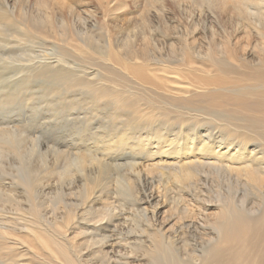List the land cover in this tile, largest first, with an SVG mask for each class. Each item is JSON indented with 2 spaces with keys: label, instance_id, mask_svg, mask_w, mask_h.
<instances>
[{
  "label": "rangeland",
  "instance_id": "rangeland-1",
  "mask_svg": "<svg viewBox=\"0 0 264 264\" xmlns=\"http://www.w3.org/2000/svg\"><path fill=\"white\" fill-rule=\"evenodd\" d=\"M78 1H82L83 8L88 9L89 12L85 10V14L83 13L88 29L86 35L83 32L79 33L82 25L79 24L77 16ZM6 2L4 9L12 14L7 20L9 24L0 28V40L3 39L7 44L3 49L6 63L0 61V127L4 126L8 129L3 132L4 136L0 134L3 139L2 145L5 146L4 148L0 146L2 152H5L0 154V173L3 171L0 174V184L3 174L4 183L6 182L2 184L3 195L0 193V219L3 217L2 222H5L6 226L4 224L3 226L7 233L3 229L5 232L0 234L4 236L5 233L8 238L6 235L5 237L0 235L3 237H0V243L3 242V246H0V264H65L61 255L57 253L55 241L63 243L69 253L78 254L76 256L79 257L80 264H138L137 262L163 264L160 261V255L164 251L161 244L158 253L147 250L150 239L146 212L144 210L142 212V208L138 209L141 212L137 210V194L134 196L130 193L132 190L131 188L129 190L126 181L129 178L134 179L139 190H143L141 179L144 171H139V163L143 160L153 163L158 161L160 156L167 157L166 154L161 151L154 155L156 148L151 147L148 148L149 151L146 150L147 152H137L138 159L134 160L132 155L129 156L131 152L128 146L118 145L116 148L117 145H114L109 149L102 147V142L99 141L100 134L108 131L116 140L122 135L124 128L134 132L137 127L147 126L146 122H149V118L140 117L134 112V108L124 106L118 113L114 110L116 97L119 102H125L128 98L133 99L131 94L134 90L147 92L151 89L139 84L123 69L112 64L107 55L111 53L114 57L127 56L137 51L153 59L152 61L157 59L175 61L181 59L186 52L188 55H194L197 60H204L207 56H217V53L227 55L226 52L221 51L228 49L234 51L241 65L247 61L246 59L259 57L260 52L264 51V48L261 49L264 43H261L256 32L250 31L247 24L239 19L234 5L227 0H60L59 2L50 0L51 3L49 0H6ZM72 3L76 11L71 8ZM20 5L23 7L21 8ZM61 5L66 9H60ZM66 6L73 11L71 14L73 17L70 16L71 12ZM64 9H68L69 14H65ZM25 16L28 17L27 20L34 18V22L29 20V23L37 25L36 27L45 33L33 31L28 27L31 26L29 23L26 24L27 27L22 25L23 29H20L18 21ZM47 17H50L54 29L48 28ZM77 24L79 25L76 27ZM53 31H56V35H53ZM64 31L78 42L77 39L83 37L87 39L92 52L84 56L73 48L70 42L68 47L62 34ZM249 32H253L251 34L253 36ZM250 36L256 50L255 53L253 52L256 57L253 55V58L243 50ZM59 54L60 57L66 54L67 58L64 55L61 59L58 57ZM99 54L102 56L104 54V61ZM44 56L50 59L49 67L46 63L48 59ZM63 59H68L69 62L67 60L65 64ZM106 66L122 76L125 84L114 82L110 84L111 78L102 70ZM55 67L58 68L57 71ZM78 67L83 69H77ZM79 71L82 73L85 71L88 76L83 77L84 74ZM174 71L166 73L176 77L186 75L185 71H180L181 74ZM88 72L92 73V78ZM94 73L97 76L93 75ZM142 102L136 107L140 110L147 109L148 104ZM155 117L152 118L155 123H161L159 126L164 124L163 117ZM128 120L131 123L127 124ZM172 124L164 133L173 134L179 128L188 127L193 131L196 130L198 135L204 136L206 129L209 128L212 137L217 136L216 121L203 124L189 120L186 124ZM184 133L186 134V131L182 134L185 135ZM77 150L87 155L89 152L90 156L99 155V161L103 160L107 164L99 163L89 157L84 165H80L78 160H73L74 156L70 155L77 153ZM105 150L108 154L101 152ZM195 166H193L195 173L192 179L183 183L174 181L171 168L163 167L162 163H158L156 169L151 172L156 189L160 188L167 196V203L161 208L160 216L169 221L166 228L169 230L168 233H172L171 237H176L174 248L180 252L185 264H194L196 262L194 256L201 259V256L207 255L208 248L215 240L212 221L220 210V204L226 205L234 199L237 203L250 208L252 205L257 206L261 198V193L250 183L225 169L214 170L212 167ZM135 170L141 173H135ZM87 183L90 189L86 186ZM92 184L95 187L94 192ZM209 203L217 206L209 207ZM132 207L137 213L131 210ZM107 209L115 213L111 216L112 211ZM254 211L258 212L257 209ZM119 217L122 222L121 225L119 224L120 227L117 226L116 230L113 227L106 229V223L110 221L108 218ZM184 221L194 222L188 225L184 224ZM133 225H136L135 229L132 228ZM119 228L125 229L127 236L121 235L124 231L119 232ZM136 235H139L141 240L135 237ZM119 236L127 238L129 244L125 242L124 248L109 245L120 240ZM99 238L104 241H99ZM51 241L53 243H50Z\"/></svg>",
  "mask_w": 264,
  "mask_h": 264
},
{
  "label": "bare ground",
  "instance_id": "bare-ground-1",
  "mask_svg": "<svg viewBox=\"0 0 264 264\" xmlns=\"http://www.w3.org/2000/svg\"><path fill=\"white\" fill-rule=\"evenodd\" d=\"M23 1H25V0H23ZM59 1L60 0H56V2H59ZM227 1L234 5L235 13L239 17V19L244 21L245 24H247V27L250 29V31L252 30V31L256 32L257 35H259L261 43H264V0H227ZM49 2H50V0H49ZM68 3L70 5V2H68ZM6 4H7L6 0H0V28L3 25L9 24L7 22V20L9 18V15L12 14L11 12H8L7 10L4 9ZM15 4H16V2H15ZM55 5H58V4L55 3ZM62 5L60 6V9L65 8ZM72 5H73V3H72ZM20 7H21V5H20ZM47 7H49V6H47ZM66 7L68 8L69 6H66ZM76 7H77V12H79L78 13L79 15L77 14L79 21H80L79 24L82 25V28L80 29L79 33L82 34V32H83V34L86 35L87 30H88V29H86L87 22L84 20L85 18L83 17V13L86 9L83 8L84 4L82 1L76 2ZM71 8L76 11L74 5L71 6ZM52 9H54V6L52 7ZM68 9L70 11V8H68ZM68 9L65 10L66 11V12H64L65 14L67 13ZM20 10H22V9H20ZM87 10H86V12H87ZM70 12H71L70 16L73 17V15H71L73 11H70ZM87 13H89V12H87ZM67 14H69V12ZM27 18L28 17L25 16V17H22V19L18 21V25H19L18 27L20 29L23 26L27 27L26 24L29 23V20H30V22H32V21L34 22V20H35L34 18L27 20ZM29 18H31V17H29ZM46 19L48 21V28L54 29L53 23L50 21L51 20L50 17H47ZM29 24L31 26H28V27L30 29H32L33 31L38 30L42 34L45 33L39 27H36L37 25L34 26L31 23H29ZM79 24H77L76 27ZM52 33H53V35H56V31H53ZM62 34H64V36H65L64 40L67 41V44H66L67 46L70 42L71 46L73 48L77 49L78 51H80L82 53V55H84V56L86 55V53L92 52V50L88 46V40L85 39L84 37L77 39V40H79V42H78L75 39H73L72 37H70L68 35V32L64 31V32H62ZM249 34L251 35V34H253V32L252 33L249 32ZM46 35H48V34H46ZM251 36H253V35H251ZM251 36L249 38L247 37L248 42H246V45L244 44L245 46L243 47V50L245 51L244 53H248V55H251L250 57L253 58V55L254 56L256 55V54H254L256 50H255V47L251 43V41H252ZM17 39H18V37H17ZM61 40L63 41V38ZM18 42H20V41H18ZM6 45L7 44L3 41V39H1L0 40V58H1L0 61L3 63H6V58L3 55V53H5L3 49H5ZM228 46H229V44H228ZM263 48H264V44H263V47L261 49H263ZM66 49H68V48H66ZM225 49H226V45H225ZM261 49H259V50H261ZM221 52H226L227 55H225V54L219 55V53H217L218 54L217 56H207L204 60H199V59L197 60L194 55H188L186 52H184L183 57L181 59H177L175 61H167V60H163V59H157V61L156 60L152 61L153 59H151L149 57H148L149 58L148 59L147 57H145V55H143L137 51L129 53L127 56L116 55L114 57L111 53L107 55V58L111 60L112 64L114 63L115 65L118 66V68L123 69L128 75H130V77H132V79L134 78L135 81L139 82V84L141 83V84H143L144 87L148 86L151 89L150 90L151 92L149 90L147 92H146V90H145V92H142L143 90L142 91H139V90L135 91L134 90V92L131 94L132 95L131 98H133V99L128 98V101H125V102H119L118 98L116 97V102H115L116 108L114 110V112L118 113L120 111V109L124 106L134 108V112L137 115H139L140 117L143 116V117H145V119L149 118V122H146L147 126H145L143 128L137 127L134 132H131L130 130H127L124 128L122 135H119V137L116 140H114L111 137V134L109 131H108L109 133L105 131L106 133L100 134V140L99 141L102 142V147H105V148L108 147L109 149L111 147H113L114 145H117L116 148L118 147V145L128 146V149L131 152L129 154V156L132 155L133 157L132 156L131 157L134 160L138 159V157H137L138 153L137 152H140V151L144 152V151L148 150V148H151V147L156 148L155 152L153 153L154 155L156 154V152H161V151H163L162 152L163 154H166L167 157L160 156L158 161H156V162L150 163L151 161L147 162L146 160H143L139 163L140 165L138 164L139 165V168H138L139 171L140 170L144 171V174H142V179H141V181H143V188H144V189L142 188L143 190H139L138 185L136 184L135 181H133L134 179H131V178L128 179V177H127L128 180L126 181L128 186H129V190H130V188L132 190V192H130V193H133L134 196H135V194H137L136 195L137 207H138L137 210L138 209L141 210L140 208H142L141 211L143 212V210H144L146 212V216H147L146 219L148 221L147 225H148V229H149L148 235H149V239H150L148 246L146 245L148 248L147 250L152 251V252L155 251L156 253H158L159 244H161V246H163L164 251H162V253L160 255V261L163 264H185V263H183V258L180 256L181 255L180 252H178L174 248L175 247V239L174 238H176V237H171L172 233H168L169 230H167V228H166L167 223H169V221L166 220L167 218H163L160 216L161 208L164 207L167 203L166 202L167 196L161 192L160 188H157L160 191L156 189L155 182H154L155 180L153 177H151L152 176L151 172L156 169V166L158 165V163H162L163 167L171 168V170H172L171 172H173L172 176H174V179H175L174 181H177L179 183H181V182L183 183L186 180L192 179V177L194 176V173H195V169L193 168V166L196 165L199 167H210V168L212 167L214 170L225 169V170L229 171L230 173L234 174L236 177L243 178L246 182L250 183V185L254 189L259 191L261 193V198L259 199L260 201L257 203V206L252 205V206H250V208H247V207L243 206L242 204L237 203L236 200H234V199H232V201L226 205L221 206V204H220L221 202L219 203L220 204L219 205L220 210L217 212V215L214 217V219L212 221L213 230L215 231V233L213 232L215 240L212 243V245L208 248L209 250H208L206 256H201L202 257L201 259L198 256H194V259H196V262L194 264H264V51L260 52V54L261 53L262 54L261 55L259 54V57L255 58V59H251V58L246 59L247 61H245L241 65H240V63H238L237 55L234 53L233 50L231 51V50L227 49V50L221 51ZM64 55H65V57L67 56L66 54H64ZM64 55L62 56L63 58H64ZM103 56H104V54H103ZM103 56L100 55L102 60L104 58ZM49 57L51 58L52 56H49ZM58 57H60V54ZM62 57H60V58L62 59ZM44 58L48 59L45 56H44ZM44 58H43V60H44ZM71 58H68V59L71 60ZM56 59H55V61H56ZM68 59H65V60L63 59L65 61L64 62L65 64H66V61ZM49 60L50 59H48V62H46V63H48L47 67H49V65H50ZM59 60L60 59H58V61ZM72 60H73V58H72ZM74 60H76V59H74ZM60 61H62V60H60ZM68 62H69V60H68ZM72 62H77V61H72ZM30 63H32V62H30ZM38 63H41V62H38ZM52 63H54V62H52ZM59 64H57V67ZM67 65H69V64H67ZM71 65H72V63H71ZM98 65L100 66V64H98ZM39 66L45 67L42 65H39ZM57 67H55V69ZM106 67H103L102 70H104L106 72L105 74L108 75L109 78H111V80L109 79L110 84H111V82H114L117 84L124 83L123 82L124 79L122 76L117 75L118 73L116 74L113 71H111L110 69H108V67L107 68ZM3 68H6V67H3ZM58 68L56 69V71L58 70ZM80 68L78 67L77 69H80ZM41 69H43V68H41ZM55 69H54V71H55ZM81 69H83V67ZM49 70L50 69H48V72H49ZM62 71L64 72V69ZM81 71H79V73H82ZM171 71H174V73L178 72L180 74H181L180 71H183V72L185 71L186 75L184 73H182V74L185 75L186 77L185 76L183 77L182 75L180 77H176V75L175 76L172 75L174 73L171 74L172 76H169L166 72L171 73ZM84 72L85 71H83V73H82V74H84L83 77H87L88 76L87 73H84ZM79 73H77V74H79ZM89 73L90 72H88V74ZM47 74H49V73H47ZM91 74L92 73H90V75ZM73 75H76V74H73ZM93 75H95V73ZM80 76L82 77L81 74H80ZM95 76H97V74ZM95 76H94V78H95ZM59 78H61V75ZM91 78H92V75H91ZM91 78H90V80H91ZM99 78H100V76H99ZM126 78H128V77L126 76ZM85 80H87V78H85ZM90 80L88 79V81H90ZM104 80H106V79H104ZM70 81H73V80H70ZM88 83H90V82H88ZM71 84H72V82H71ZM110 84H108V85H110ZM69 85H70V83L68 82V86ZM112 85H113V83H112ZM115 86H117V85L115 84ZM133 87H134V85H133ZM115 88H118V87H115ZM193 88H195V89H193ZM92 90H93V88H92ZM115 90H113V91H115ZM98 91H100V90H98ZM119 91H120V89H119ZM108 95H109V93H108ZM94 101H95V99H94ZM142 101H144L145 103H143ZM140 102H142L143 104H148V108L147 109L143 108L144 110L138 109L136 106H137V104L139 105ZM188 114H190V115H188ZM123 115H125V114H123ZM205 115H207L205 118H200L201 116H205ZM155 116L163 117L164 119H163L162 123H164V124L159 126L161 123H159V124L155 123L152 120V118ZM127 119H129V118H127ZM125 120L126 119H124V121ZM129 120L131 121V119H129ZM129 120H128L127 124L131 123V122H129ZM189 120L194 122V123L203 122V124H208L212 121H216V123L218 125V128L216 127L218 129V131L216 132L217 136L212 137L213 134L210 133L209 128L206 129L207 131H205L206 133H204V136L198 135L196 130L193 131L192 128H188V127H182L181 129L179 128L173 134H170L168 132L164 133L165 129L170 127V125L172 123H179L181 125L182 123L186 124L187 121H189ZM121 121H122V119H121ZM133 125H135V124H133ZM172 125H174V124H172ZM196 127H197V125H196ZM204 128H205V126H204ZM7 130H8L7 128H5L4 126H1L0 127L1 136H4L3 132H6ZM183 131H186V134L184 133L185 135L182 134ZM10 132H12V131L10 130ZM176 134H180V135L175 137L174 135H176ZM115 136H117V135H115ZM2 143H3V139H1V137H0V146H2V148H4L5 146L2 145ZM95 143H96V141H95ZM2 148L0 147V154L1 155H2V153H5V152H2V150H1ZM120 149H121V147H120ZM105 151H101V152L106 154L107 150H105ZM116 153H118V152L116 151ZM88 154L89 155H87V153H85V152H81L80 150L78 152V150H77V153L70 154V155L74 156L73 160H78L80 165H84L86 163V160L89 159V157L93 158L94 160L98 161L99 163L104 162L103 160L99 161L100 160V158H98L99 155L96 156L94 154L95 156H92V154H91V156H90L89 152H88ZM112 154H113V152H112ZM70 155L68 157H70ZM120 163H122V162H120ZM106 164L107 163H105V165ZM135 167H138V166H135ZM138 172L136 171L135 173H138ZM1 173H3V171ZM4 173H5V171H4ZM139 173H141V172H139ZM4 176L5 175L3 174L2 175V183L0 184V193L1 194L3 191L2 190V186H3L2 184L5 181ZM6 179H7V176H6ZM27 183H28V185H31L29 182H27ZM93 184L91 186H93ZM86 186L87 187L89 186L88 183ZM95 186H97V185H95ZM184 186H185V184H184ZM87 187L85 188L86 191H87ZM97 188L98 187H96V189ZM9 189H11V188H9ZM92 189L93 188H91V190ZM94 191H95V187H94L93 192ZM28 192H30V190ZM3 193H5V192H3ZM87 193H88V191H87ZM91 193H92V191H91ZM92 194H94V193H92ZM199 196H201V195H199ZM177 199H178V197H177ZM68 200H69V198H68ZM192 201H195V200H192ZM117 202H118V200H117ZM153 202H155V203H153ZM209 205H210L209 207H214V206L216 207L217 206V204L215 205L214 203H211V204L209 203ZM106 208H108V207H106ZM123 208H124V206H123ZM134 209H135V207H134ZM256 209L258 212L254 211ZM109 210H111V209H109ZM109 210L107 209V211H109ZM131 210H133V207L131 208ZM137 210L135 209L133 211L134 212L136 211V213H137ZM141 211H139V212H141ZM0 213H1V211H0ZM114 213L115 212L112 211L111 216ZM116 216H117V214H116ZM1 218L3 219V217H1ZM2 219H0V231H1L0 233H3L6 231V229H4V227L6 225H5L4 221L2 222ZM108 219L110 221L106 223V229H111L113 227L116 230L117 226L120 227V225H121L120 224V222H121L120 217L115 218V219H111V218H108ZM146 219H145V221H146ZM191 221L190 222L184 221L185 222L184 224L192 225V223L194 221L193 222H191ZM195 222H196V220H195ZM68 223H69V221H68ZM126 223H127V221H126ZM126 223L125 224L123 223V225H126ZM175 223H174V225H175ZM3 224L5 226H3ZM135 226L132 228L135 229ZM94 227H95V225L93 226V228ZM132 228H130V229H132ZM137 228H139V227L137 226ZM143 228H144V226H143ZM165 228L167 231L165 230ZM3 229L5 231H3ZM144 229L146 230V228H144ZM137 230H139V229H137ZM204 230H205V228H204ZM106 231H109V230H106ZM120 231L121 232L124 231V233H121V235H123V234L126 235L125 229L121 228V230H120V228H119V232ZM127 232H130V231H127ZM6 233H7V231H6ZM42 233H40V234H42ZM0 235L3 236V234H0ZM5 235L7 237V234H5V233H4L3 237H5ZM52 236H54V235L52 234ZM3 237H1V238H3ZM135 237L140 239L139 235H136ZM46 238H48V237L46 236ZM49 238H50V236H49ZM118 238L120 240H117L115 243H111L109 245H111L112 247L120 246V247L124 248L125 242L127 244H129V241L127 238H123L122 236H119ZM102 240L104 241V239H102ZM102 240L100 239L99 241H102ZM47 241H49V240H47ZM108 241H109V239H108ZM50 243H53V242L51 241ZM98 243H101V242H98ZM54 244H55V246L57 245L56 246L57 253L59 255H61L65 264H80V259H79V257H77L78 254L72 253L73 254L72 255L71 253H69L65 249L66 247L64 248V244L63 243L61 244V242H59V241H55ZM0 246H3V242L0 243ZM128 258H130V257H128ZM199 259H200V261H199ZM56 263H57V261H56ZM137 263L139 264V262H137Z\"/></svg>",
  "mask_w": 264,
  "mask_h": 264
}]
</instances>
